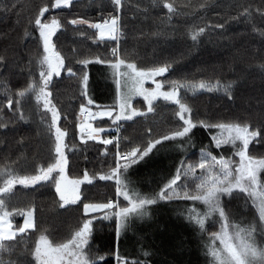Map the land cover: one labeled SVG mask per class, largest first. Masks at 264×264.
Listing matches in <instances>:
<instances>
[{
	"label": "trees",
	"instance_id": "trees-1",
	"mask_svg": "<svg viewBox=\"0 0 264 264\" xmlns=\"http://www.w3.org/2000/svg\"><path fill=\"white\" fill-rule=\"evenodd\" d=\"M167 2L176 8L170 19L167 9L162 5L153 7L152 0H122L119 13L114 11L111 0H73L71 5L61 9L51 8L55 0H0V57H5L0 61V169L7 166L14 174H35V169L54 162L51 158L55 156V137L49 130L51 113L45 111L42 102L37 105L34 93L17 96L30 83L39 82L37 60L43 48L35 30L34 17L45 5L49 11L42 19L50 21L56 17L61 24L52 37L54 49L65 58L66 66H71L77 73L70 78L65 68L60 77H53L54 84L47 90L52 93V102L61 114L58 126L66 130V174L69 179H82L85 172L90 178L94 177L92 184L81 185L84 203H107L115 199L120 203L115 195V182L99 179L100 175L115 167V144L104 145L100 141L108 139L116 126L108 119L92 120L95 127L99 124L104 131L98 141L82 140L77 120L81 104L87 105L81 95L80 79L83 72H88V66L85 68L79 61L95 60L97 56L112 59L111 49L117 47V41H100L94 29L87 24L73 25L70 23L72 20L97 23L109 14L119 15V49L124 59L145 69L163 66L165 62L172 65L168 72L157 77L163 82V90H170L167 81L171 80L202 81L208 85L219 83L221 88L231 86L230 95L223 90H198L193 94L181 88L180 97L191 108L194 120L244 122L250 129H258L264 124V0ZM201 28L203 33L199 31ZM103 77L101 86L90 94L106 92ZM9 96L14 102L20 100L19 110L15 103L11 107L8 105ZM132 105L137 109L143 108L139 99L133 100ZM176 111V104L157 101L151 113L119 121L121 150L146 146L150 139H159L172 131L174 125L182 124L175 115ZM208 135L206 132L205 141L200 135L197 148L181 158L185 165L198 161L200 148L211 140ZM213 147L212 152L219 154L221 150ZM222 147L226 148V145ZM249 147L253 149V155L264 156L261 144L253 143ZM196 172L199 174L200 170ZM175 173L176 169H166L157 162L148 165L141 174L137 173L133 180L136 190L152 194L158 193ZM3 179L0 176V184ZM192 179L190 175L188 181ZM14 192L9 210L12 205L32 209L35 227L12 241L3 242L11 250L0 251V264H24L26 260L30 261L32 255L29 250L34 249V241L41 234L57 243L66 242L77 226L82 225L83 203L61 208L52 184L44 183L27 189L16 185ZM172 200L180 201L174 196ZM93 215L102 216L103 213ZM22 220L20 216L13 219L15 228L21 226ZM209 222L205 220L203 236L210 240L217 232V223ZM232 222L244 224V220L239 218ZM102 227L98 237L95 229L93 243L87 253L95 264H117L115 220L102 224ZM125 264L143 263L126 261Z\"/></svg>",
	"mask_w": 264,
	"mask_h": 264
},
{
	"label": "snow or ice",
	"instance_id": "snow-or-ice-1",
	"mask_svg": "<svg viewBox=\"0 0 264 264\" xmlns=\"http://www.w3.org/2000/svg\"><path fill=\"white\" fill-rule=\"evenodd\" d=\"M70 0H55L51 8H61L67 6ZM114 11L119 13L122 7V0H111ZM153 7L159 8L161 5L167 9L169 19L176 12L173 3L167 0H152ZM49 11L47 5L40 7L34 17L35 30L39 32L40 40L43 45V53H38V64L40 67L39 82H32L28 88L18 92V97H23L26 93H34L37 105L42 102L47 113H51V123L49 130L55 137V156L51 158L54 162H48L46 167L35 169V174H14L7 166L0 169V176H3V183L0 184V251H10L4 241H12L17 234H24L26 230L35 227L34 213L32 209L9 205L11 197L15 195L16 185L24 189L44 183L52 184L55 192L59 196L60 207L66 205H77L83 203L82 225H78L74 234L66 242L57 243L55 239L50 240L48 236L41 234L34 241V249L29 250L36 264H95V261L87 255L90 248L89 240L93 236L94 221L115 219L116 234L120 235L131 222L132 218L142 219L148 214V206L154 205L158 200L176 199L200 202L204 205L203 215L196 216V223L203 231L205 220L209 217L215 223L220 224L219 231L212 234L213 242L219 240V247H210L209 251L216 264H264V247H257V236L264 243V156L253 155V149L249 145L259 143L264 146V124L258 129H250L248 123L244 122H212L210 120L196 121L191 115V108L183 102L179 90L192 91L195 94L198 90L217 91L223 90L230 95L228 87L221 88L219 83L208 85L204 82L194 83L190 81L171 80L167 81L170 85L169 91H161L163 82L157 81L156 77L163 76L172 67L165 62L163 66H155L148 69L138 67L136 63L128 62L121 55L119 49V36L121 17L109 14L102 22L92 23L88 20H72L73 25L87 24L90 29H94L100 41H117V47L111 49L112 59H104L97 56L95 60L79 61L86 68L90 63L106 64L113 72V79L117 88V103L119 111L116 112L113 125L119 130L118 122L121 120H131L134 116L143 115L132 107L133 95L142 96L148 104V112L153 111V101L162 98L178 106L175 115L179 117L182 124L167 134H163L159 139H150L146 146L132 147L130 150L122 151L121 145L117 140L115 147V167L109 173L100 175L99 179L108 181L115 180L117 198L122 197L126 204H118L109 200L107 203H84L81 200V185L84 183L92 184L87 172L82 179H69L66 174L68 158L64 152V137L66 130L58 126L61 114L57 106L53 104L52 93L48 91L50 85L54 84L53 77H60L62 70L66 68L68 76L77 75L71 66H66L65 58L61 53L54 49L52 37L57 29L61 27L60 21L52 17L50 21L42 19ZM217 27H223L217 25ZM200 33L204 29L201 28ZM27 34V33H26ZM195 39V36L193 37ZM5 57H0L4 61ZM264 67V66H262ZM88 73L85 71L80 79L81 95L87 99V105L81 104L80 114L77 117L78 127L83 135L88 139H100V133L104 131L98 124L92 127L90 120L97 117L113 118L114 109L97 105V111H91L94 101L88 94ZM151 80L155 88H146L145 81ZM8 105L11 107L16 104L17 110L20 108V100L15 102L9 96ZM130 112V114H129ZM23 118V117H22ZM204 129L211 136L209 144L200 148L199 159L185 165L180 161L175 175L159 193L144 194L130 187L131 181L125 175L133 166L146 159L151 158L153 151H159L158 145L163 146V142L171 141L174 144L194 145L195 133L193 129ZM54 130V131H53ZM104 145L113 143L112 139L104 138L100 141ZM221 150L219 154H213L212 146ZM224 145H231V149L223 148ZM232 151V155L227 153ZM238 157V160L235 159ZM123 161L124 163H121ZM200 172L197 174L196 170ZM193 179L189 182L188 177ZM184 180V183H180ZM194 185V187H193ZM179 189V190H177ZM171 193V195L169 194ZM242 200L244 207H248L249 201L256 213L253 220L246 226L239 223H232L231 217L233 210L230 205L234 201ZM103 213L102 216L89 214ZM218 215V219H217ZM258 215V222L255 216ZM14 216L23 217L22 226L14 230L12 219ZM119 261V257H117ZM24 264H31L25 261Z\"/></svg>",
	"mask_w": 264,
	"mask_h": 264
},
{
	"label": "rangeland",
	"instance_id": "rangeland-1",
	"mask_svg": "<svg viewBox=\"0 0 264 264\" xmlns=\"http://www.w3.org/2000/svg\"><path fill=\"white\" fill-rule=\"evenodd\" d=\"M72 1L73 0H70V3L64 7H68L69 5H71ZM61 8H54V9H61ZM87 73L89 76L88 94L94 101V103L91 106H89L91 108V111L93 112L97 111V107H96L97 105L114 109L113 118L97 117L96 119L93 120L108 119L112 123V120L114 119L116 112L119 111V107L117 103V88H116L115 80L113 79V72L106 64L90 63L88 64ZM103 75L105 76V82L107 87L106 92L103 93L99 91L96 95L90 94L92 92L95 93L93 89L97 90L101 86L104 79ZM157 81L160 80L158 79ZM145 87L152 89L155 88V84L152 83L151 80H147L145 81ZM161 91H166V90H163L161 88ZM110 92H111V96H109ZM96 98L98 99L96 100ZM84 99L86 100V104H87V99L85 97ZM135 99H139L140 101H142L143 108L137 109L134 108L132 105L134 109L143 113V115L151 113L148 112L149 106L144 101L142 96L133 95L132 102ZM157 101H162L165 103L175 105L170 101H165L162 98H158L157 100L153 101V107ZM177 110H178V106H177ZM139 116L142 115H137L134 116L133 118ZM177 118L179 119L178 116ZM121 121H126V120H121ZM89 122L92 124L93 128H96L92 120H90ZM175 128L176 127L174 125V127L171 129L174 130ZM197 130L198 129H193V132L196 134V138L195 137L193 138L195 146L174 144L171 141H165L163 142V146L160 145L157 146L160 150L158 152L154 150L153 153L151 154L150 159H146V162H141L137 165H133L125 174L127 176V179L132 182L129 186L134 187L136 189V185L134 183L133 177L137 173L141 174V172H143V170L150 164H155L159 162L166 169H171L172 171L177 169L176 167H179L180 164L178 161L181 160V158L186 153L197 148L196 147L198 144L197 140L200 135L202 136L203 141H205L206 131L202 132L203 129L201 128L198 131ZM78 131H79L80 139L84 140V138H87L86 135L82 136L80 129ZM90 140L98 141L99 139H90ZM209 142L210 140H208V144ZM226 148L231 149V145H226ZM227 155L231 156L232 151L230 150L227 153ZM235 159L238 160V157H236ZM111 181L115 182L114 179ZM55 194L59 200V196L57 195L56 192ZM119 199H120V203L116 199L112 201L114 203H118L122 205L126 204V202L123 201V198H119ZM230 207L233 210L231 222L236 218L237 219L239 218L240 220L243 219L244 224H242V227L251 223L253 220V215L256 213V209L252 207L250 201L248 203L247 208L244 207L242 200L234 201L233 204L230 205ZM204 211H205V207L202 203L192 202L187 200H180V201H173L172 199L164 200V201L158 200L156 204L148 206V214L146 216H144L142 219L133 217L130 224L123 231H121L119 236H117L116 259L117 257H119V261L117 262V264H125L126 261H138V262H142L143 264H173V263L216 264L214 258L212 260V256L210 254L209 248L219 247V240L212 242L211 238L210 240L209 238L206 239L205 238L206 236H203L204 230L202 231L199 225L196 223V216L198 214L202 216ZM89 215H93V214H89ZM16 217L17 216H14L13 219H15ZM13 219H12V223L14 225V230H15V222L13 221ZM217 219H218V215H217ZM255 219L258 222L259 220L258 215L255 216ZM110 220L105 221L101 219L98 221H94V225H95L94 231L96 229L97 237L100 236L103 230L102 224L107 223ZM206 220H210L209 223L214 222L211 217H209ZM22 224H23V220L21 226ZM216 228L217 231H219L220 228L219 223L216 224ZM31 230H33V228L26 230V232ZM19 235L22 234L18 233L17 236ZM260 241L261 238L257 236V247H264V243H261ZM92 243H93V236L89 240L90 247ZM30 261L31 264H36L33 256H31Z\"/></svg>",
	"mask_w": 264,
	"mask_h": 264
},
{
	"label": "built area",
	"instance_id": "built-area-1",
	"mask_svg": "<svg viewBox=\"0 0 264 264\" xmlns=\"http://www.w3.org/2000/svg\"><path fill=\"white\" fill-rule=\"evenodd\" d=\"M119 132H120V127H119V130L117 131L116 127L112 130V133L111 135L108 137V139H112L113 140V143L115 144L116 141L120 140V135H119ZM120 142V141H119ZM123 161H121L122 163Z\"/></svg>",
	"mask_w": 264,
	"mask_h": 264
},
{
	"label": "crops",
	"instance_id": "crops-1",
	"mask_svg": "<svg viewBox=\"0 0 264 264\" xmlns=\"http://www.w3.org/2000/svg\"><path fill=\"white\" fill-rule=\"evenodd\" d=\"M119 198H122V197H119Z\"/></svg>",
	"mask_w": 264,
	"mask_h": 264
},
{
	"label": "bare ground",
	"instance_id": "bare-ground-1",
	"mask_svg": "<svg viewBox=\"0 0 264 264\" xmlns=\"http://www.w3.org/2000/svg\"><path fill=\"white\" fill-rule=\"evenodd\" d=\"M123 163V162H122Z\"/></svg>",
	"mask_w": 264,
	"mask_h": 264
}]
</instances>
